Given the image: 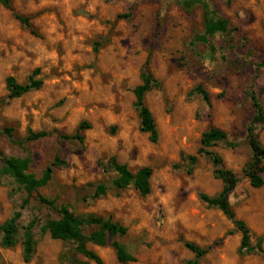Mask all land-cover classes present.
Here are the masks:
<instances>
[{
	"label": "rangeland",
	"instance_id": "374dc122",
	"mask_svg": "<svg viewBox=\"0 0 264 264\" xmlns=\"http://www.w3.org/2000/svg\"><path fill=\"white\" fill-rule=\"evenodd\" d=\"M31 20L37 35L22 26L0 4V130L13 129L23 148L0 136L7 158L29 157L40 177L55 158L66 165L55 170L38 194L57 209L42 206L37 195L22 211L18 244L3 248L0 264H96L80 255L76 244L55 239L46 230L68 207L81 218L111 220L127 229L115 240L136 258L129 264H187L194 254L184 243L213 247L199 264H264V253H239L242 235L216 208L200 199L218 195L223 182L212 162L198 155L203 135L217 128L227 143L213 150L223 167L239 179L229 202L236 219L251 232V244L264 252V173L254 187L244 173L251 158L247 136L252 128L264 148V126L253 124L256 108L264 112V0H12ZM206 8L227 20L228 30L208 43ZM148 70L158 87L145 97L159 133L157 143L140 130L134 90ZM38 71L43 86L19 99L8 98L13 77L22 85ZM209 96L207 104L199 93ZM86 123L83 143L63 139ZM47 133L38 141L29 132ZM196 156L197 161H191ZM111 158L133 174L152 170L151 193L143 198L133 186L115 188ZM2 164L0 163V169ZM108 187L95 198L96 188ZM27 193L7 175L0 178V226ZM35 223V253L24 259L22 242ZM86 233L94 231L87 228ZM88 244L102 264H121L111 242Z\"/></svg>",
	"mask_w": 264,
	"mask_h": 264
},
{
	"label": "trees",
	"instance_id": "16d2710c",
	"mask_svg": "<svg viewBox=\"0 0 264 264\" xmlns=\"http://www.w3.org/2000/svg\"><path fill=\"white\" fill-rule=\"evenodd\" d=\"M193 1L202 3L206 0ZM0 4L9 10L22 26L29 29L32 35H37L30 18L19 14L15 10L12 0H0ZM206 9L207 17L205 21L204 34L199 38V40L203 43H208L211 38L218 34L226 33L229 26L227 20L217 19L213 10H210L209 8ZM260 67H264V63L261 64ZM37 75L38 71H35L29 78L28 83L25 85L19 84L13 77H8L6 80L9 92L8 98L11 100L19 99L27 93L41 89L43 82L35 79ZM155 87H158V82L148 70H145L141 76V84L134 90L135 108L140 118V130L149 135V140L152 143L158 142L159 133L155 119L149 108L146 106L145 97ZM198 91L203 96L205 102L209 104V96L202 89H199ZM253 101L256 108V114L252 123L264 126L263 109L255 98H253ZM87 129H89V126L86 123H82L78 127L76 134L73 136L61 137L63 139L77 140L80 143H83L84 136L82 132ZM47 135L48 134L44 132L34 133L30 131L28 140L38 141L46 138ZM0 136L6 137L11 144L18 145L23 148V143L16 140L13 129L5 128L0 130ZM247 141L252 154L245 167L244 173L252 182L253 186L259 188L263 185L260 174L264 173V148H262L259 144L252 128L249 129ZM219 143H227V135L217 128L210 129L203 135L202 149L198 152V155L206 156L212 162L214 167V176L223 182V189L214 197L202 194L200 195V199L208 207L219 209L226 216V218L232 222L235 230L241 233L242 239L239 249V253L241 255L252 254L256 251V249L264 253L260 245L257 248L252 246L251 232L249 228L243 221L236 219L235 213L232 210L229 197L237 188L239 179L231 170L224 169L222 158L213 150V148ZM190 159L194 163L197 161L196 156H193ZM0 163L2 164V168L0 169V178L3 174L9 176L20 187H22L28 195V198L22 203L20 209L15 211L13 215L0 226L1 246L8 249L13 248L18 244L20 221L23 215L22 211L29 205V199L32 198L34 194L37 195L38 202L45 208L51 210L57 209L53 200L39 195L38 192L40 189H43L50 184L53 180L55 170L66 164L60 158H55L52 163L45 168L42 175L37 177L30 170L32 163L31 158H7L1 148ZM107 168L114 171L118 176V178L114 181L115 188L125 190L129 186H133L134 189L139 192L141 197L145 198L150 195V178L152 175L151 169L144 168L139 173L133 174L127 165L120 164L116 158L110 159ZM107 191L108 187L106 185H98L96 188L95 198L105 196ZM58 211L60 216L59 219L51 220L46 225V230L51 233L53 238L73 242L76 244V250L80 255L88 260L94 261L96 264H102V261L96 253L87 248V245L94 244L96 246L105 247L110 243L111 239H114L111 242V246L115 250L117 260L121 264L136 262V258L127 250V248L119 241L115 240L118 237L126 235V228L112 222L111 220H105L102 217H77L68 207H61ZM34 225V222L29 224L22 242L24 259L26 262L31 261L35 253V241L33 235ZM87 228H92L94 231L87 234L85 231ZM184 245L194 254V260L188 262L187 264H199L213 248L208 247L203 249L190 242H185ZM79 264L87 263L81 262Z\"/></svg>",
	"mask_w": 264,
	"mask_h": 264
}]
</instances>
